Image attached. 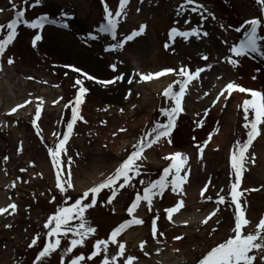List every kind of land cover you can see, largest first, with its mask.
Segmentation results:
<instances>
[{
	"label": "rangeland",
	"instance_id": "rangeland-1",
	"mask_svg": "<svg viewBox=\"0 0 264 264\" xmlns=\"http://www.w3.org/2000/svg\"><path fill=\"white\" fill-rule=\"evenodd\" d=\"M46 1L53 6L35 11L30 7L34 0H28L27 5L23 0H13L18 9H27L25 15L31 20L36 19L37 14L41 13L60 23H69L68 28L54 30L62 31L71 41H50L44 33L42 40L37 42L34 48L31 39L37 31L19 25L16 39L0 57V192H3V200L11 197L12 203L17 205L14 213L9 210L11 214H0V251L9 252L8 264H34L35 261H31L30 258L36 252V248L42 246L44 241L48 243L55 239L48 237V229L43 227L47 218L54 214L57 208L73 203L83 193L82 191H85L77 190L72 181L73 188L67 189L66 193L60 192L56 187V169L52 167L51 157L48 156L45 147V145L54 147L56 137L52 133L63 134L80 87L76 84L77 79L73 77L78 75L66 69L69 65L82 68L99 78L127 73L134 88L146 87L149 83L161 85L157 90H152L154 93L149 92V87H146L140 89V92L134 90L130 96V86H127L122 89L120 101L111 100L112 92L106 89L88 90L84 94L83 102L79 106V115L84 119H77L66 145L67 156L62 154V159L67 163L68 157H71L73 161L71 171L76 172L80 166L87 167L93 158H105L109 160L108 166L116 164L109 169L111 170L109 174L127 158L134 150L133 145L138 143L157 121L166 122L167 117L161 115L159 110L161 107H167L170 101H167L162 93L169 85H173L174 90L177 88L178 85L173 82L182 78L177 74L179 70L183 67L195 71L198 67L211 65L210 69L201 73L200 79L192 81L186 90L183 100L192 113L187 111L186 115L177 119V126L171 134V144L163 138L160 142V146L167 147L169 151H181L194 157H190L188 161L190 177L189 182L183 186L185 192L178 196L169 186L162 196L153 198L151 210L147 202L142 200L141 217L144 218L142 219L144 222L135 228L142 229L143 238L134 246V242L128 244L125 235L122 234L117 240L125 244V253L124 256H117L115 261V264H122L128 256H132L136 258L133 264H163L161 261L164 258L176 260L177 264H198V260L212 247L234 235L230 231V225L234 219L235 207L231 204V197L226 195L235 178L230 167V153L237 140L246 139L242 104L244 99L251 97L249 93L239 92L237 96L232 94L227 100L221 98L219 102L215 104L213 102L215 93L221 89L222 84L230 82V77H236L235 83L245 88L264 92V57L252 54L240 58L239 66H232L225 61L226 56L232 55L228 49L245 30L237 33L235 28L248 20L251 14L258 15L260 12L255 0H197V3L204 6L202 11L206 19L203 21L197 13L190 12L187 7L180 9L185 0H129L125 9L126 15L121 16L117 28L121 36L114 41L109 40L106 34L95 32L99 24L104 22L101 1ZM107 2L115 10L119 0ZM0 8L5 9L0 12V24L6 25L12 19L15 10H12L9 0H0ZM178 12L181 14L178 15ZM62 13L72 14L73 17L69 20V17H63ZM185 18L190 19L191 23H184ZM198 23H202V30L207 31L208 36L201 35L200 38L191 37L187 40L181 37L177 43L169 45L166 40L168 29L177 27L181 31H187L196 27ZM141 25H146L145 31L125 43L122 49L104 51L109 44L123 40L133 30L138 31ZM89 31L100 38L96 41L87 40ZM6 33L7 28L0 32V39L4 38ZM224 41H227V44ZM166 44L169 46L165 47ZM191 44L197 45L199 49L197 51L191 49ZM204 56L208 59H202ZM9 58L14 60L12 65L8 64ZM113 64L116 65L115 70L110 67ZM167 68L173 69V73L162 78L154 79L152 76L150 80L141 79L142 75L154 74ZM257 69L260 71L257 72ZM253 76L257 78L253 79ZM30 97L41 106V119L38 124L42 129L43 143L36 136L31 124L35 118V111L33 115L31 114L35 108L34 104L20 109L22 113L17 111L14 116L6 119L3 117L7 104L30 100ZM59 98L63 99L62 102L56 106L52 105V102ZM70 101L72 103H69ZM209 135L212 138L205 148L204 159L201 161L195 145L203 144ZM219 138L221 141H218ZM21 144L22 152L18 151ZM259 146V142L254 141L247 154L248 163L240 187L243 192L241 204L246 214L254 212L256 216L258 215L253 218L246 217L250 223L245 227V233L254 230L259 216L264 212V158H260L262 156L258 150ZM151 148L145 150L141 159L137 161L141 175L132 174L131 186L118 189L117 196L111 204L107 203L108 198H103L106 193L110 196L111 191L104 189L97 196V199L99 198L97 203L85 210L84 219L87 226L95 228L96 232L89 234L84 244L76 246L71 253H66L65 249L70 246L72 234L62 236L60 246L35 264H57L59 260L61 261L59 264H62V261L63 264H70V260L80 254L85 256V261L81 264H102L105 254L109 259L117 255V244L109 242L107 253L101 251L96 260L95 257L87 259L94 251L96 241L107 240L110 230L120 221L131 219L126 210L134 201L135 195L138 192L142 195L147 183L158 179L163 169L171 163L163 157L159 159L160 163L148 161L145 152ZM5 156L8 157L6 162L3 160ZM183 174L182 172L181 175ZM61 176L63 183L66 174L61 172ZM141 179L145 181L144 185L139 183ZM5 180L12 183L8 189H3ZM209 181L211 183L205 197L210 195L213 199L209 201L201 197L200 202L194 203L189 191L191 186H194L196 194L200 195L201 188ZM245 189L247 191H244ZM218 193L226 196V203H217ZM90 197L85 202H90ZM167 197H171L172 200L164 203ZM179 199H186V203L182 210L175 213L190 211L193 206L200 208L198 212L205 211L207 214L217 208L219 211L207 224L196 223L186 228L175 227L169 224L167 213L165 210L162 211V208L172 206ZM187 199L190 200L189 203ZM100 201L104 203L99 205ZM156 217L157 235L154 237L152 222ZM217 219L220 221L219 224L216 223ZM72 223L75 224L77 221L74 220ZM214 228L216 231L213 232ZM168 234L172 242L161 240ZM36 236H39L37 244L29 247ZM176 236H181L182 239H174ZM141 242H145L143 249L140 247ZM179 243L181 244L178 245ZM176 245L179 247H173ZM0 259L3 260L2 257ZM253 264L264 262L257 257Z\"/></svg>",
	"mask_w": 264,
	"mask_h": 264
},
{
	"label": "snow or ice",
	"instance_id": "snow-or-ice-1",
	"mask_svg": "<svg viewBox=\"0 0 264 264\" xmlns=\"http://www.w3.org/2000/svg\"><path fill=\"white\" fill-rule=\"evenodd\" d=\"M23 2L25 5L28 4V0H23ZM9 3L12 6V10H15L14 18L10 19L6 25L0 24V32H3L4 29L7 28L6 35L4 38L0 39V57L5 54L8 46L11 45L16 39L18 35V26L20 24H23L28 29L42 30L46 24L60 23V21L56 19L49 20L47 15H40L36 19L32 20L26 19V8L18 9L13 0H9ZM41 3L42 0H34V3L31 4L30 7L34 8ZM101 3L103 4L104 22L99 24V26L95 29V32L97 34H108L112 40H116L117 28L120 18L122 15H126L125 9L126 5L129 3V0H119L118 7L115 10L109 6L107 0H101ZM255 3L257 4L260 11L264 12V0H255ZM186 7L190 12L197 13L200 16L201 21L206 19L202 11L204 6L200 3H197V0H185V3L180 5V9L183 10ZM3 11H5V9L0 8V12ZM180 14L181 13L178 12V15ZM62 16L66 18L67 13H62ZM184 23H191V20L185 18ZM246 25L247 28H245ZM61 26L63 28H68L70 24L63 22L61 23ZM145 27L146 25H141L138 31L133 30L131 34L126 35L123 40L115 44H109V46L105 48L104 51L122 49L125 43L132 41L135 37L140 36L145 31ZM221 27L223 28L224 26L221 25ZM242 29H245L243 32V38L239 40V43L233 44L228 49L232 55L225 57V61L232 66H239L240 58H244L252 54H258L260 57H264V50H262V42H264V28H262V19L252 18L245 20L243 24L235 28V31L239 33ZM97 34H93L92 31H89L87 33V40L96 41L98 38H100ZM208 34L209 33L207 31L202 30V23H198L196 27H193L187 31H181L177 27H172L169 32V39L174 42L177 37H182L187 40L189 37L200 38L201 35L208 36ZM42 38L43 37L39 32H35L31 40L32 47L35 48L37 46V42L41 41ZM224 43L227 44V41H224ZM168 46V44L165 45V47ZM202 59L207 60L208 57L204 56ZM13 63L14 60L9 58L8 64L12 65ZM110 67L113 70L116 69L115 64L110 65ZM210 67L211 65L198 67L195 69V71H190L182 67L179 70L177 74L182 78L173 82L179 86L178 90H174L173 85H169L162 93L163 97L167 101H170L167 107H161L159 110L161 115L167 117L166 122L157 121L154 126L140 138L138 143L133 145L134 150L127 156L126 159H124L115 167L112 173L108 174L98 184H95L94 186L85 190L83 194L70 205L57 208L55 213L47 218V221L43 227L48 229L47 236L54 237L55 239L54 241L50 240L45 246H43L42 250L38 252L35 262H41L42 258L49 256L53 251H55L61 244L62 236L67 237L69 233L72 234L70 246L65 249L66 253H71L76 246H82L84 244L85 238L89 234H94L96 232L95 228L87 226V222L84 219L85 210L93 207L97 203V196L104 189H109L111 191V195L107 199V203L111 204L117 196L118 189H123L125 186H131L130 182L133 178L132 174L135 176L141 175L140 165L137 164V161L141 159L144 151L148 148H151L153 145L158 144L162 138L166 139L168 144L172 143L171 134L173 129L176 127L177 117L180 113L185 111V109L182 107V101L185 97L186 88L192 81L200 79L201 73H203L206 69H210ZM74 70L77 72L82 71L79 68H74ZM173 71V69H166L162 72L142 75L141 79L146 81L150 80L153 75L160 77L166 72ZM256 71L259 72L260 69H257ZM83 75L88 80L97 79L96 77L89 75L87 72H84ZM256 78V76H253V79ZM29 79H32V77H29ZM115 79L121 80L123 77L117 76ZM97 82L101 85L107 86L114 83V80H97ZM128 83H132V81L129 80ZM76 84L82 85V81L78 79ZM87 91L88 89L86 87H79L71 110V120L66 124L67 130L62 135H59L55 132L52 133V135L56 137V143L54 147H48L45 145V147H47V154L51 157V165L56 169V187L59 188L61 193H66L67 189L74 187L71 171V164L73 162L72 158L68 157L67 163H65V161L62 159V154L63 156H67L66 145L73 133V128L77 119H84L79 115L78 109L80 104L83 102V96ZM234 91H239L240 93H250L251 97L250 99H244L242 104L244 121L243 128L246 130L247 138L243 141L237 140L230 153V167L233 170L235 179L230 186V191L226 195L231 197V204L235 207L234 219L230 225V231L234 233V235L229 236V238H227L225 241L220 242L216 246L212 247L210 251H208L201 259L198 260V264H253V262L257 260V257H259L261 262H264V216L259 219L258 223L254 226L253 231L245 233L244 229L250 223V220L246 218V211L242 206L240 199L243 195V192L240 190L241 180L245 166L248 163L247 154L257 137H261L262 134H264V92L245 88L234 82H228L220 90L213 103L215 104L216 102H219L221 97L227 100ZM226 93L227 95H225ZM205 95H207V93H205ZM26 103H29V101H25V104ZM69 103L72 102L70 101ZM23 106L24 105H17L13 107L9 114L17 112V109ZM205 111L207 112L208 110ZM250 114L252 115L251 119ZM40 119L41 106L38 104L35 111V118L31 121V124L35 129L36 136L39 137L41 143H43L44 137L41 134L42 129L38 124ZM121 131H124V129H121ZM211 138V135H209L208 140L204 141L203 144L197 143L195 145V147L198 149V157L201 161L204 159L205 148L211 141ZM18 151H23L22 144L18 148ZM163 158L170 160L171 163L163 169L162 174L158 179L149 181L147 183V185L143 188L142 195L139 192L135 195L134 201L126 210L131 216V219L123 221L116 228H114L107 240L96 241L94 245V251H92V253L87 257L88 260L96 257L101 251L107 253L109 242L117 244L118 253L117 255L112 256L111 259H109V257L105 254L102 264H115L117 256H124L125 244L123 242H119L117 237L129 226L143 224L144 221L142 219L132 215L139 207L142 200L147 202V206L149 210H151L153 198L156 196H162L165 189H167L169 186H171V191L178 196H182L184 194L185 189L183 186L189 182L190 177V170L187 168L190 157L181 151H175L173 153H169ZM3 160L6 162L8 157H3ZM252 162H255L254 154L252 156ZM61 172L66 174V179H64L63 183ZM182 172L184 173L183 175H181ZM101 175L103 176L104 174L101 173ZM170 176L171 179H169ZM139 183L144 185L145 181L141 179ZM210 183L211 181L205 183L200 191V196L202 198H206L209 201H211L213 197L210 195L205 197V192L208 191ZM244 191H247V189ZM90 193V202H85L89 198ZM54 199L55 197H53V200ZM217 203H226V196L219 195L218 193ZM184 204L185 201L183 199H179L174 206L165 209L167 218L171 221L173 218V213L182 208ZM9 210H11V213H14L17 210V205L15 203H11L6 207L0 208V214L9 213ZM114 211L115 209H113V212ZM217 211H219L218 208L210 212L202 221V223L207 224L208 221L216 215ZM157 219L158 217L154 218L152 222V233L154 237L157 235ZM74 220L77 221V223L73 224L72 221ZM216 223L219 224L220 221L217 219ZM6 227H11V225H6ZM214 231H216L215 228L213 229V232ZM160 235H163V233H160ZM38 239L39 236L34 237L29 244V247L36 245ZM174 239L181 240L182 237L176 236ZM144 243L145 242H141V249L144 248ZM145 255H147V253H145ZM135 259V257L128 256L126 260L122 262V264H133ZM84 261L85 256L80 254L71 259L70 264H81V262Z\"/></svg>",
	"mask_w": 264,
	"mask_h": 264
},
{
	"label": "bare ground",
	"instance_id": "bare-ground-1",
	"mask_svg": "<svg viewBox=\"0 0 264 264\" xmlns=\"http://www.w3.org/2000/svg\"><path fill=\"white\" fill-rule=\"evenodd\" d=\"M43 31H44L45 34H47V39L50 40V41H57V40H64V41H68V42L71 41V39H69L66 34H64L62 31L54 30V28L51 29V27H47L46 26ZM191 49L197 51L199 49V47H197V45H195V44H191ZM98 64H100V63H98ZM229 79L234 80V77H232V78L230 77ZM128 81L129 80H128V76H127V73H126L125 76H124V79L119 83L118 86H116L115 88L111 87L113 89V91L111 93L112 94V96H111L112 98H110L111 100L120 101V95L122 93V89L125 88L126 86H128V84L130 86L132 85L131 83H128ZM160 86L161 85L158 84V83H153V84L146 85V87H149V89H150L149 92H152V93H154L152 90H154V89L157 90ZM146 87H144V88H146ZM145 93H147V92L145 91ZM236 94H238V93H236ZM15 106H16V103L7 104L4 113L6 114L7 112H10L11 109L13 107H15ZM184 109H185L184 112H186V109L188 111H190V113L192 112L185 105H184ZM218 141H221V138H219ZM255 141H256V143L259 142L260 146H259L258 150L261 153L260 156H262L260 158L263 159L264 158L263 157L264 156V136L263 137L262 136L261 137H257V139ZM152 150L154 152L151 151V149H150V151H148L145 154L146 156H148V161H151V162H154V161H156V162L158 161L159 162V158L160 157H162V156L165 157L169 153L172 152V151L167 150V147L160 146L159 144H157L155 146V148H152ZM190 157L194 158L192 155ZM107 161H109V160L105 159V158L104 159L93 158L92 160L89 161L87 167L80 166L79 170L74 172L73 175H72V181L74 182L75 186L77 187V190L78 189L86 190L92 184L100 182L99 180H103L109 174V172L111 171L109 169H112V167H114L116 165V164L114 165L112 163V164H110L108 166L107 165L108 164ZM101 173H103L104 175L102 176ZM81 175H82V177H81ZM10 185H12L11 181L10 180L9 181L5 180L4 187H6V189H7V188H9ZM189 191H190V195L192 196V200H194V199L198 200V195L196 194V191L194 190V186H191V189ZM3 197H4L3 192H0V206H1V208L5 204L7 205V203L11 204V201H10L9 197H7L6 200H3L4 199ZM169 200H171L170 197H167L166 200H164L165 201L164 203H167ZM188 202H190V200ZM204 212H200V213H202V214H200L198 212V207H191L190 211L187 210V211H184V212L177 213L174 216V218H173L174 225L181 226V227H188V226L194 225L195 223H200L207 216V213H204ZM197 213H198V216H196ZM135 214L137 216L142 215L140 208H138L135 211ZM250 216L252 218L253 217H258V215L256 216V214L254 212H249V213L246 214L247 218H249ZM259 218H260V216H259ZM185 222H187V223H185ZM169 227L170 226H168V228ZM124 234H125L126 242L127 243L134 242V246L137 245V243L143 238V231H142L141 228H135V229L134 228H130L127 231H125ZM162 239H164L166 241H170V242L172 241L170 234L165 235V237L161 238V240ZM181 242H183V240ZM180 244L181 243H179L178 245H180ZM178 245H176L174 247H179ZM8 255H9V252H1L0 251V257H2V259H3V260L0 259V264H8V262H7ZM162 262L164 264H177L176 260H170L168 258H164L162 260Z\"/></svg>",
	"mask_w": 264,
	"mask_h": 264
}]
</instances>
